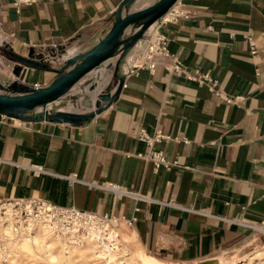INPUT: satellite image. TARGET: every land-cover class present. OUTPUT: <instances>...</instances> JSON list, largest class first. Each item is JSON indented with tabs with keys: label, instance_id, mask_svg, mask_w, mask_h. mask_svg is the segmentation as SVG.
Returning a JSON list of instances; mask_svg holds the SVG:
<instances>
[{
	"label": "crops",
	"instance_id": "obj_1",
	"mask_svg": "<svg viewBox=\"0 0 264 264\" xmlns=\"http://www.w3.org/2000/svg\"><path fill=\"white\" fill-rule=\"evenodd\" d=\"M123 1L40 0L16 11L11 0H0V85L13 83L1 78V50L26 57L29 50L47 54L53 45L62 50L80 43L86 52L109 32ZM157 1L137 0L131 10ZM176 5L181 15L161 29L168 50L209 81L199 84L157 66L153 74L129 77L117 101L85 124L0 115V203L40 198L97 214L135 215L134 226L120 231L135 264H224L262 244L260 234L227 220H264V0ZM247 36L255 43L253 56ZM47 71L24 68L21 78L46 87L55 78ZM101 79L92 75L87 84L95 89ZM106 83L107 75L95 96ZM104 90L112 92V83ZM141 130L169 139L149 146L139 139ZM150 151L177 166L155 171L139 157ZM33 166L50 174L36 176ZM72 175L81 183L65 179ZM86 183L124 186L156 202L118 199Z\"/></svg>",
	"mask_w": 264,
	"mask_h": 264
},
{
	"label": "built area",
	"instance_id": "obj_2",
	"mask_svg": "<svg viewBox=\"0 0 264 264\" xmlns=\"http://www.w3.org/2000/svg\"><path fill=\"white\" fill-rule=\"evenodd\" d=\"M40 0H11V4L16 11L23 7L37 4ZM176 5V4H175ZM181 13L176 9L158 19L151 30L141 40L137 42L133 50L127 55L129 67L125 75V82L122 88L126 87V80L129 77L138 76L141 70H147L153 74L157 66H162L170 75L182 76L186 80L196 81L203 84L209 81L208 75L191 74L185 69L178 58L171 54L168 50V39L161 32L162 27L177 21ZM0 35H2L0 30ZM3 36V35H2ZM4 40V37H3ZM2 40V42H3ZM246 40L249 46V52L253 56L257 53L254 40L251 36H247ZM2 42L0 46H2ZM63 45H53L51 51L47 54L34 53V61L48 64L50 59L66 60L63 55L58 54ZM67 53V51H64ZM52 56V57H51ZM16 63L8 66L9 72L17 78L19 85L27 86L31 90H37L43 87L39 83L28 85L25 79H20L22 70L19 75L14 74ZM19 77V78H18ZM213 87V86H212ZM218 97L221 94L216 92ZM234 100L225 99V102L231 103ZM139 139L149 146L154 143L168 140L169 137L163 136L157 131L153 137H149L143 130L139 133ZM140 158L152 163L153 169L156 171L160 167L166 170L177 166L176 162H168L160 151H150L148 154L139 155ZM36 176L42 174H50L41 166H33L30 168ZM65 179L70 183H81L75 175L67 176ZM89 188L110 192L116 198H128L136 202L155 203L156 201L146 196H142L137 192H133L124 186L111 183H86ZM134 211H139L134 209ZM135 215L131 217L115 216L108 214H97L91 211L79 210L74 206L62 207L50 203L40 198H15L0 203V256L1 259L7 256L8 245L22 238H30L36 233L50 234L52 236H60L68 242L84 244L90 242L95 245L98 254L103 259L120 258L121 248L123 246L120 231L122 228L130 229L136 223ZM228 222L237 223L245 226L250 230L260 234L263 238L264 247V220L259 223L251 222ZM123 259V258H122ZM122 261V260H119ZM118 261V264L121 262Z\"/></svg>",
	"mask_w": 264,
	"mask_h": 264
},
{
	"label": "water",
	"instance_id": "obj_3",
	"mask_svg": "<svg viewBox=\"0 0 264 264\" xmlns=\"http://www.w3.org/2000/svg\"><path fill=\"white\" fill-rule=\"evenodd\" d=\"M137 0H124L117 8L112 26L106 36L94 47L86 52L76 54L69 58L57 72L54 80L47 87L31 90L27 86L12 83L7 88L0 85V115L20 122H49L54 124H85L94 119L117 101L125 75L121 67L127 55L133 50L146 31L158 19L164 16L179 0H158L138 11L131 10V6ZM11 61L18 66L14 68V74L19 75L22 68L45 70L47 64L34 61V51L29 50L26 57H20L8 53ZM117 58L114 64L113 76L116 80L112 92L105 91L98 94L93 101L91 97L81 100L83 108L88 109L84 113L57 112L47 110L48 105L60 101L69 95L72 88L92 71L102 69L105 63L108 67L112 59ZM109 69V67H108ZM93 85H89V91H93ZM74 104L77 96H73Z\"/></svg>",
	"mask_w": 264,
	"mask_h": 264
},
{
	"label": "bare ground",
	"instance_id": "obj_4",
	"mask_svg": "<svg viewBox=\"0 0 264 264\" xmlns=\"http://www.w3.org/2000/svg\"><path fill=\"white\" fill-rule=\"evenodd\" d=\"M176 8H177V5H174L170 9L169 13L175 11ZM152 27H153V25H151L149 27L148 33ZM75 55L76 54H73L67 58H71ZM128 67H129V63H128V60L126 58L122 67H121V71L123 74L125 72H127ZM99 71H100V69L98 71H92L91 73L86 75L83 79H81L75 85V86H77V90L73 94L70 93L71 95L77 96V100L75 101L74 104L68 102V103H66L65 106H60V102H61V100H60V101H57L51 105H48L47 110L51 109V110H55L57 112H63L65 110H67L69 107H71L72 109L75 110V108L77 106L82 105L81 100L84 97H91V99L94 101L97 96L94 95V92L89 91V86L87 84L85 86H82V84H83V82H86L94 73H99ZM65 112H69V111H65ZM71 113H75V112H71ZM125 249L126 248L123 245L121 248V252H120L122 256L120 258H109V260H107V259L101 258V256L98 254V252L96 250L95 245L90 243V242H86L84 244H78V243L68 242L66 239H64L60 236H52L50 234L47 235L44 233H36L34 236H32L30 238H22L20 240H17L16 242L10 243L8 245L7 256L4 259L3 258L1 259V256H0V264L1 263H7L8 261L14 259L16 257V253L18 252V250H20V252H23V253H28L32 256H36L37 254H40V253H46L48 256V257L46 256L47 258L45 259L47 264H56L58 262V259L60 260L61 256H64V257L65 256H68V257L79 256L81 258H85V259H88L90 261L91 260L96 261V262H98V264H118V261L122 260L119 262H121V264H126V262H127L126 258H127L128 254L126 253ZM53 252H55V255H52ZM260 252H262V253L256 255L255 257H253L250 260L249 259L246 260V262L243 264H252V262L255 260L263 259L264 258V251H260ZM89 256L92 257V259ZM60 262H62V261H60ZM133 262L131 264H134ZM8 264H14V262H10ZM63 264H65V263H63Z\"/></svg>",
	"mask_w": 264,
	"mask_h": 264
},
{
	"label": "rangeland",
	"instance_id": "obj_5",
	"mask_svg": "<svg viewBox=\"0 0 264 264\" xmlns=\"http://www.w3.org/2000/svg\"><path fill=\"white\" fill-rule=\"evenodd\" d=\"M142 2L143 1H141L140 3H142ZM69 50H74L75 51V54H79V53H82L81 51L83 50V47H82V44H80V43L71 44V45H68V46L63 47L62 50L58 51V54H59V56L60 55H63L65 57L66 53L64 51H67L68 52ZM1 56H2V59H1L2 60V63L5 66L4 67L5 69H3V72H2V75H1L2 77L1 78L3 80L5 79L6 82L7 81H9V82L10 81L11 82L12 81L18 82L17 81V78L14 77V75L12 73H10L9 72V69H8V66L11 65L12 63H15V62H13V61H11L9 59L8 52L6 50H1ZM68 59L69 58H67L66 60L60 59L59 61H56V59H50V62L47 64V70H48L47 72L50 74V76L53 77L54 74L56 76V72L64 64H66V62H67ZM116 61H117V58L112 59L111 61H109V62H111V64L108 66L109 69H108V67H106V65L108 64V63H106L103 66V68L100 69L99 73H94L93 74V76L103 77V79H101V81L98 83V85H95V89H94L93 92H95L103 84V82H104V80L106 78V75H107V83L100 89L99 93L101 94V93H103V91H105L104 89H105V86L108 84V82L110 84L112 83V90L114 89V87L116 85V80H115V78L113 76V71H114V64L116 63ZM21 75H20V79H23V78H21ZM46 83L48 84L49 81H47ZM87 83H89V81L88 82L87 81L86 82H83L82 86H85ZM8 86H6L5 88H7ZM42 88H44V86ZM76 90H77V86H74L72 88V90L69 92V95H67V96H65V97H63L61 99L60 106H65L66 103H68V102L72 103L71 100L74 99L73 96H75V95H71V94H73ZM75 111H76L75 113H84L85 112V108H83V106L80 105V106H77L75 108ZM63 112H65V111H63ZM262 245H263V242H262V244H259V242H258L257 245L254 248H250L249 250H244L239 256L235 257L232 260L230 258H228V260L224 261L223 263L224 264H243V263L246 262V260H248V259L250 260L253 257H255L256 255L262 253V252H260V251H264V247H262ZM125 248H126L125 250H127V252H128V253L126 252L128 254L127 255V258H126V261H127L126 264H131L133 261H131V256H129V254L132 255L133 253L126 246H125ZM37 255L36 256H32V255H30L28 253H23V252H20V250H18V252L16 253V257L14 259L8 261L7 263H1V264H8L10 262H14V264H47L45 259L48 256H47L46 253H40V254H37ZM52 255H55V252H53ZM67 257L68 256H65V257L64 256H61L60 257V260L58 259V262L56 264H58V263L59 264H63V263H65V264H98V262H96V261H92V260L90 261L88 259L81 258L79 256H71V257H68L70 260ZM90 258L92 259V257H90ZM60 261H62L63 263L60 262ZM136 261L139 262L138 260H136ZM252 264H264V258L263 259H260V260H255V261L252 262Z\"/></svg>",
	"mask_w": 264,
	"mask_h": 264
}]
</instances>
